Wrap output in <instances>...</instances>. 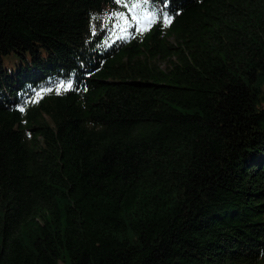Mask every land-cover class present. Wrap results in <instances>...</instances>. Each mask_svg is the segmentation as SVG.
<instances>
[{
    "label": "trees",
    "instance_id": "1",
    "mask_svg": "<svg viewBox=\"0 0 264 264\" xmlns=\"http://www.w3.org/2000/svg\"><path fill=\"white\" fill-rule=\"evenodd\" d=\"M155 7L0 0V264H264V0Z\"/></svg>",
    "mask_w": 264,
    "mask_h": 264
},
{
    "label": "snow or ice",
    "instance_id": "2",
    "mask_svg": "<svg viewBox=\"0 0 264 264\" xmlns=\"http://www.w3.org/2000/svg\"><path fill=\"white\" fill-rule=\"evenodd\" d=\"M117 3L122 4L127 8V11H113L107 14V17L112 20L115 25V29H118L122 37L132 35L131 29L135 27L136 30H146L151 27L154 20H159L161 13L158 8L155 7L157 0H116ZM169 0H163V5H167ZM178 11V9H177ZM131 14V15H130ZM163 22L169 23L172 19V15L169 11H164L162 14ZM114 29V30H115ZM96 29L94 28V31ZM59 87L56 91H61V88L67 90L73 88L74 82L71 79L58 81ZM47 89H40L37 92V97L41 92ZM17 107L23 108L22 105Z\"/></svg>",
    "mask_w": 264,
    "mask_h": 264
},
{
    "label": "rangeland",
    "instance_id": "3",
    "mask_svg": "<svg viewBox=\"0 0 264 264\" xmlns=\"http://www.w3.org/2000/svg\"><path fill=\"white\" fill-rule=\"evenodd\" d=\"M59 264H67L66 262H64V261H60V263Z\"/></svg>",
    "mask_w": 264,
    "mask_h": 264
}]
</instances>
